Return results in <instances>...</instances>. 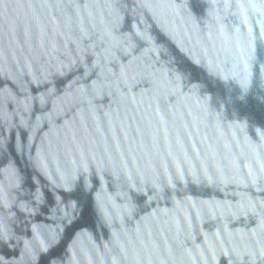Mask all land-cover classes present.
<instances>
[{
	"label": "water",
	"instance_id": "obj_1",
	"mask_svg": "<svg viewBox=\"0 0 264 264\" xmlns=\"http://www.w3.org/2000/svg\"><path fill=\"white\" fill-rule=\"evenodd\" d=\"M0 264H264V0H0Z\"/></svg>",
	"mask_w": 264,
	"mask_h": 264
}]
</instances>
